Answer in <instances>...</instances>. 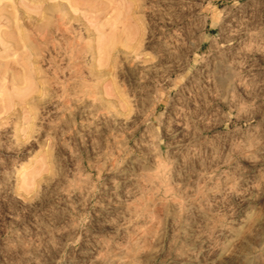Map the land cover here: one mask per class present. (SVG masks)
Listing matches in <instances>:
<instances>
[{
  "label": "rangeland",
  "instance_id": "374dc122",
  "mask_svg": "<svg viewBox=\"0 0 264 264\" xmlns=\"http://www.w3.org/2000/svg\"><path fill=\"white\" fill-rule=\"evenodd\" d=\"M0 84V264H264V0H0Z\"/></svg>",
  "mask_w": 264,
  "mask_h": 264
},
{
  "label": "bare ground",
  "instance_id": "6f19581e",
  "mask_svg": "<svg viewBox=\"0 0 264 264\" xmlns=\"http://www.w3.org/2000/svg\"><path fill=\"white\" fill-rule=\"evenodd\" d=\"M68 27L69 26H67V29L69 30ZM57 34L61 36V40L54 42L55 36ZM69 34L64 35L59 25H56V24L51 25L49 27L47 26L45 28L36 29L34 33L35 37L38 39L39 43L42 45V47L40 48V56H41L40 61L50 58L51 49L56 50V52H61V51L63 52L64 59L66 60L65 71L60 70V71H54V72L55 73L58 72L66 78V80L68 81V86H67L68 89L70 86V82L75 74V71L72 67V61L75 58V54L73 51V44L71 41L72 37Z\"/></svg>",
  "mask_w": 264,
  "mask_h": 264
}]
</instances>
